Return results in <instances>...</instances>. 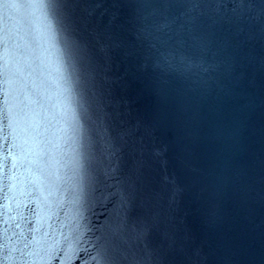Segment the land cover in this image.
I'll return each instance as SVG.
<instances>
[{
  "label": "water",
  "instance_id": "95a60500",
  "mask_svg": "<svg viewBox=\"0 0 264 264\" xmlns=\"http://www.w3.org/2000/svg\"><path fill=\"white\" fill-rule=\"evenodd\" d=\"M118 264H264V0H52Z\"/></svg>",
  "mask_w": 264,
  "mask_h": 264
}]
</instances>
